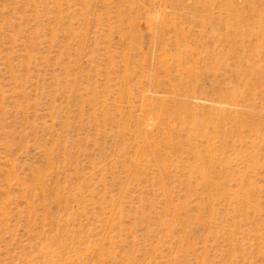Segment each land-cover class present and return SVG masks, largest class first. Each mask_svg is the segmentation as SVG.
Wrapping results in <instances>:
<instances>
[{"label": "rangeland", "instance_id": "rangeland-1", "mask_svg": "<svg viewBox=\"0 0 264 264\" xmlns=\"http://www.w3.org/2000/svg\"><path fill=\"white\" fill-rule=\"evenodd\" d=\"M0 264H264V0H0Z\"/></svg>", "mask_w": 264, "mask_h": 264}]
</instances>
